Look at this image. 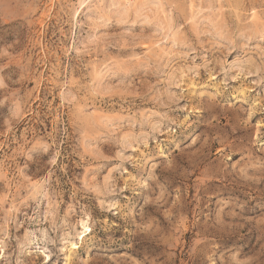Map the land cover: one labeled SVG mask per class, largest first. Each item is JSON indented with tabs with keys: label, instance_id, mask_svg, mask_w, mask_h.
Wrapping results in <instances>:
<instances>
[{
	"label": "rangeland",
	"instance_id": "1",
	"mask_svg": "<svg viewBox=\"0 0 264 264\" xmlns=\"http://www.w3.org/2000/svg\"><path fill=\"white\" fill-rule=\"evenodd\" d=\"M0 264H264V0H0Z\"/></svg>",
	"mask_w": 264,
	"mask_h": 264
},
{
	"label": "bare ground",
	"instance_id": "2",
	"mask_svg": "<svg viewBox=\"0 0 264 264\" xmlns=\"http://www.w3.org/2000/svg\"><path fill=\"white\" fill-rule=\"evenodd\" d=\"M87 229V228H86Z\"/></svg>",
	"mask_w": 264,
	"mask_h": 264
}]
</instances>
